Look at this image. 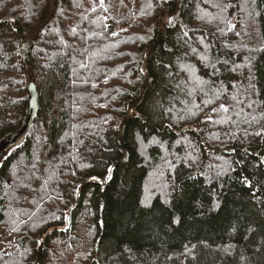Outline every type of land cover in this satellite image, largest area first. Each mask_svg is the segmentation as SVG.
Instances as JSON below:
<instances>
[{
	"label": "trees",
	"instance_id": "16d2710c",
	"mask_svg": "<svg viewBox=\"0 0 264 264\" xmlns=\"http://www.w3.org/2000/svg\"><path fill=\"white\" fill-rule=\"evenodd\" d=\"M6 147L0 264H264V0H0Z\"/></svg>",
	"mask_w": 264,
	"mask_h": 264
},
{
	"label": "rangeland",
	"instance_id": "374dc122",
	"mask_svg": "<svg viewBox=\"0 0 264 264\" xmlns=\"http://www.w3.org/2000/svg\"><path fill=\"white\" fill-rule=\"evenodd\" d=\"M49 82H50L51 86H55V80L52 77L49 78ZM47 87H48V85L46 86L45 89H47ZM10 149H11L10 147H6L3 149L4 152L0 155V162L7 155V153H9ZM110 174H111V168H109L106 177H104V178L93 177L90 180H91V182H96L97 184H99L100 187H103L104 183L107 181ZM9 243H10V235L0 230V248L7 247Z\"/></svg>",
	"mask_w": 264,
	"mask_h": 264
},
{
	"label": "snow or ice",
	"instance_id": "6c2138e0",
	"mask_svg": "<svg viewBox=\"0 0 264 264\" xmlns=\"http://www.w3.org/2000/svg\"><path fill=\"white\" fill-rule=\"evenodd\" d=\"M101 6H103V0H101ZM169 23H171V20L169 21ZM221 109H222L223 111H225V112L228 111V109H227L226 107H224L223 105H221ZM256 134H257V135H261L260 132H257Z\"/></svg>",
	"mask_w": 264,
	"mask_h": 264
}]
</instances>
